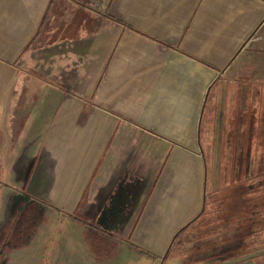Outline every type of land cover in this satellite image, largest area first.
<instances>
[{
  "label": "crops",
  "instance_id": "0c3cea01",
  "mask_svg": "<svg viewBox=\"0 0 264 264\" xmlns=\"http://www.w3.org/2000/svg\"><path fill=\"white\" fill-rule=\"evenodd\" d=\"M45 99L55 110L32 172L49 180L38 192L58 211L103 201L96 219L121 235V260L145 249L165 259L209 194L230 235H207L217 242L204 252L198 236L192 252L240 255L215 264L264 256L251 244L263 185L237 189L264 164V0H0V142L15 116L37 114ZM226 150L238 175L218 188L213 175L207 189V164ZM125 172L144 181L113 209ZM51 255L0 254V264H61ZM74 264H93V254Z\"/></svg>",
  "mask_w": 264,
  "mask_h": 264
},
{
  "label": "rangeland",
  "instance_id": "374dc122",
  "mask_svg": "<svg viewBox=\"0 0 264 264\" xmlns=\"http://www.w3.org/2000/svg\"><path fill=\"white\" fill-rule=\"evenodd\" d=\"M48 95L49 97L53 96L52 93H48ZM47 104L48 100L45 99L44 104L38 105L42 108L32 116L23 114L15 116L10 126L12 132L10 141L0 142V244L8 240L11 245L5 246V249H9L7 251L4 249V254H52L53 261L55 255H58L57 259L61 264H74L84 255L87 257L90 253L93 254V264H147L142 255L149 258L150 264H199V258L206 254L192 252L196 246V243L192 242L193 239L206 235L207 240L199 244L201 248L199 252H204V250L214 247V243L217 242V238L211 240L207 235H230L223 232L221 226H218L215 194H209L206 213L198 220L196 228H190L187 232L182 233L173 245H171L172 242L168 244L169 246L167 245L171 246V254L166 263H164V254H149V252H145L148 249L140 251L145 253L140 254L141 257L134 254L130 261L121 260L116 252L119 241L117 239H121V235L117 231L110 232L103 227L104 225H100V217L98 220L96 219L98 217L96 211L103 206V201L96 200L89 210L58 211L46 203L45 194L38 192V187L44 186L43 188H45L49 182L45 178L32 177L35 162L39 156L40 142L53 117L52 112L55 110V104ZM21 112L24 113L25 110L22 109ZM205 150L211 155L214 148L208 147ZM210 155L209 158H211ZM222 155L221 162H208L207 164V189L211 188L213 175H218V180L213 186L216 188L228 185L232 181L231 178L238 175L240 165L237 162L229 161L227 150L226 154L222 151ZM251 165L243 164L246 169ZM260 174H263L260 179H264V172ZM143 181V178L136 174L125 172L114 194L109 199L108 205L114 206L113 209L121 205L126 195L133 194L141 188ZM27 188H30V194L19 192V190L27 192ZM150 190L149 188L148 191ZM262 191L264 193V185ZM25 195L29 198H26ZM25 205L29 206L26 210L23 209ZM128 207L130 208V204ZM127 211L128 209H124L122 213L126 214ZM23 212L24 216L20 219H28L30 222L28 228H24V225L22 226L18 221ZM138 213L139 211L134 212L136 215ZM256 216L257 230L251 238V244L254 246L260 243V246H264V208L258 211ZM75 217L85 223L88 221L84 225L86 228H83V224H79L80 222ZM95 225L101 226L104 231L101 232ZM13 229L16 231L11 237L8 233ZM127 229L131 228L124 227V233L127 232ZM109 235L113 237H109ZM80 237L86 241L85 245ZM11 241L15 245H12ZM218 244L222 245V242ZM233 246L236 247L237 244H233ZM1 247L3 246L0 245ZM252 264H264V256L255 258Z\"/></svg>",
  "mask_w": 264,
  "mask_h": 264
},
{
  "label": "trees",
  "instance_id": "16d2710c",
  "mask_svg": "<svg viewBox=\"0 0 264 264\" xmlns=\"http://www.w3.org/2000/svg\"><path fill=\"white\" fill-rule=\"evenodd\" d=\"M260 165V166H259ZM262 172H264V164H257V167L255 166H253L252 168H251V170L249 171V172H246V174L247 175H249V177H248V179L245 181L244 180V183L243 184H241L240 186H238V191H239V193L242 195L243 194V191L242 190H239V188H241V189H243L244 188V191H248V189H250L251 190V192H254V190H256V187L258 186V185H264V179H260V176H263V174L261 175L260 173H262ZM255 180H257V183H252L251 185H248V182H254ZM19 192H21V193H27L25 190L23 191V190H19ZM233 198V197H232ZM246 201H248V200H245V202ZM249 202V201H248ZM252 205H253V207H255L256 206V202H258L257 200H254V199H252ZM240 203H241V205L244 203L243 201H240ZM224 206H227V207H229V205H228V203L227 202H225L224 203ZM234 206H237V204L236 203H234ZM231 215V214H230ZM234 216V215H233ZM240 216H242V215H240ZM244 216V215H243ZM76 220L77 221H79L80 223L79 224H83V226L84 225H86L87 223H88V221L85 223V222H83V221H81L80 219H78V218H76ZM184 230V229H183ZM183 230H181L180 232H178L176 235H175V237H174V239H173V243L176 241V239H178L179 238V236H180V234L182 233V231ZM169 252L167 253V255L165 256V259H167L168 257H169ZM217 257H219L220 259L219 260H221V261H227V260H229V259H231V258H233V257H235L236 259H238L239 257H240V255H237L236 254V256L234 255V254H214V256H213V254H206L202 259H201V264H213L214 262H210V260L211 259H216ZM216 263V262H215ZM214 263V264H215Z\"/></svg>",
  "mask_w": 264,
  "mask_h": 264
},
{
  "label": "flooded vegetation",
  "instance_id": "af4514ba",
  "mask_svg": "<svg viewBox=\"0 0 264 264\" xmlns=\"http://www.w3.org/2000/svg\"><path fill=\"white\" fill-rule=\"evenodd\" d=\"M29 206L28 205H25V206H23V209L24 210H26L27 208H28ZM26 212V211H25ZM38 212H40V211H38ZM24 216V212L23 213H21L20 214V216H19V218H18V221H19V223L23 226L24 225V228H28L29 226V221H28V219H25V220H21L20 218H22ZM105 222V221H104ZM102 223H103V221H102ZM95 227H97L98 228V230H100L101 232H103L104 231V228H102L101 226H97V225H95ZM104 227V226H103ZM16 230H10L9 231V235L12 237V235H13V233L15 232ZM7 235V234H6ZM5 241V240H4ZM3 241V242H4ZM11 243H12V241H11ZM0 245H2L3 247H1L0 249V254H4V252H3V250L5 249V246H9L10 245V241H8V240H6V242L5 243H1ZM12 245H15V244H13L12 243ZM11 246V245H10ZM13 247H15V246H13ZM12 247V248H13ZM7 249H9V248H6L5 250L7 251Z\"/></svg>",
  "mask_w": 264,
  "mask_h": 264
},
{
  "label": "water",
  "instance_id": "95a60500",
  "mask_svg": "<svg viewBox=\"0 0 264 264\" xmlns=\"http://www.w3.org/2000/svg\"><path fill=\"white\" fill-rule=\"evenodd\" d=\"M26 198H29L27 195H25ZM100 223V222H99Z\"/></svg>",
  "mask_w": 264,
  "mask_h": 264
}]
</instances>
